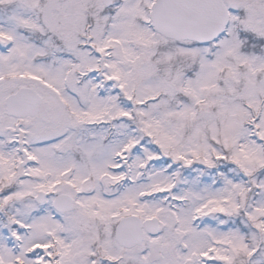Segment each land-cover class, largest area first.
I'll return each instance as SVG.
<instances>
[{"label": "snow or ice", "instance_id": "obj_1", "mask_svg": "<svg viewBox=\"0 0 264 264\" xmlns=\"http://www.w3.org/2000/svg\"><path fill=\"white\" fill-rule=\"evenodd\" d=\"M0 264H264V0H0Z\"/></svg>", "mask_w": 264, "mask_h": 264}]
</instances>
